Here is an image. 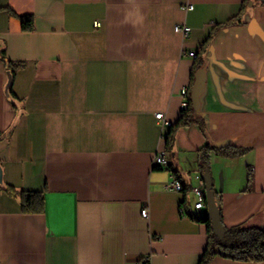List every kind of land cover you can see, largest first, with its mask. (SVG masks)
Returning a JSON list of instances; mask_svg holds the SVG:
<instances>
[{"label": "crops", "instance_id": "1", "mask_svg": "<svg viewBox=\"0 0 264 264\" xmlns=\"http://www.w3.org/2000/svg\"><path fill=\"white\" fill-rule=\"evenodd\" d=\"M250 2L0 0L4 58L21 64L7 95L0 61V264H198L206 229L190 216L207 212L192 190L208 144L247 150L209 158L222 224H263L264 5ZM196 59L204 131L177 129L166 151L155 115L178 121ZM162 150L168 166L153 167ZM171 175L184 193L165 188ZM20 191L42 194L43 211L23 213Z\"/></svg>", "mask_w": 264, "mask_h": 264}, {"label": "trees", "instance_id": "2", "mask_svg": "<svg viewBox=\"0 0 264 264\" xmlns=\"http://www.w3.org/2000/svg\"><path fill=\"white\" fill-rule=\"evenodd\" d=\"M252 0H244V5L251 3ZM259 1L260 0H255ZM21 29L23 31H31L33 29V18L31 16L20 17ZM0 61L5 66L7 73L9 74V86L7 89V95H10V85L14 72L21 67L19 63H13L4 58L3 44L0 42ZM200 60L195 61L191 77L193 78L196 72L203 71ZM188 107L181 111V115L178 121L168 127L165 134L166 151L169 150L173 144L174 134L177 129L182 127H188L194 123L198 124L202 131H204V124L201 120L196 119L198 110H194L190 101V95L187 93ZM247 150L235 148L229 144H213L206 145L199 151V164L198 171L203 175H209V158L211 154H216L225 158H236L244 155ZM176 177V176H175ZM178 179V178H177ZM252 181V174L249 171L247 175V189ZM184 186V191H185ZM212 190V185L210 188ZM3 191L9 195H14L16 192L10 186H5ZM17 197L21 203V209L23 213L38 214L43 211V196L40 193H32L20 191ZM213 198L217 205L221 218L220 202L216 198L213 192ZM190 218L198 224L204 225L206 229L207 242L201 259L198 264H209L211 259L215 256L241 261V262H264V222L260 226L248 225L243 223L237 226L226 228L223 224L222 234L216 235L213 231L207 214L199 217L190 216ZM222 223V218H221ZM146 264H149L148 262Z\"/></svg>", "mask_w": 264, "mask_h": 264}, {"label": "built area", "instance_id": "3", "mask_svg": "<svg viewBox=\"0 0 264 264\" xmlns=\"http://www.w3.org/2000/svg\"><path fill=\"white\" fill-rule=\"evenodd\" d=\"M185 11H191L193 9V6L191 4H187L184 8ZM94 28H98L100 26L99 22H94L93 24ZM174 31L177 34H180L182 37H185L188 35L190 28L185 26V25H176L174 27ZM190 58L195 57L194 52H189L187 54ZM182 96V103H181V111L185 110L188 107V102H187V90L182 89L180 92ZM156 120L159 122L160 128H161V134L162 137L165 135V130L168 129L170 124L165 120L164 116L162 113H158L155 115ZM152 166L153 167H160L164 168L167 167L169 164V159H168V154L165 150L159 151L153 158L152 160ZM165 188L167 190L176 192V193H184V185L183 183L177 179L175 176L171 175L169 177V180L165 184ZM193 194L196 197V201L194 203V208L197 210L205 209L206 208V203H205V188L204 184H202L199 188H195L192 190ZM148 214L147 208L141 210V216L143 218H146ZM148 262V258H143L134 264H146Z\"/></svg>", "mask_w": 264, "mask_h": 264}, {"label": "water", "instance_id": "4", "mask_svg": "<svg viewBox=\"0 0 264 264\" xmlns=\"http://www.w3.org/2000/svg\"><path fill=\"white\" fill-rule=\"evenodd\" d=\"M260 2L264 5V0H260ZM8 82L5 87V92L7 93V89L9 86V74L7 73ZM204 88V72L198 71L195 74L194 82L190 92V101L194 110H199V96L203 92ZM1 171V170H0ZM204 181L205 188V203H206V212L209 217L210 223L212 225L213 231L216 235H221L223 232V226L221 223L220 213L213 198V191L211 188V179L208 174L202 176ZM1 181V176H0Z\"/></svg>", "mask_w": 264, "mask_h": 264}]
</instances>
